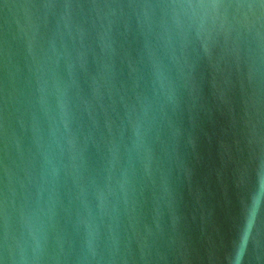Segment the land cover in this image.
Masks as SVG:
<instances>
[{
	"label": "water",
	"instance_id": "water-1",
	"mask_svg": "<svg viewBox=\"0 0 264 264\" xmlns=\"http://www.w3.org/2000/svg\"><path fill=\"white\" fill-rule=\"evenodd\" d=\"M0 264H264V0H0Z\"/></svg>",
	"mask_w": 264,
	"mask_h": 264
}]
</instances>
